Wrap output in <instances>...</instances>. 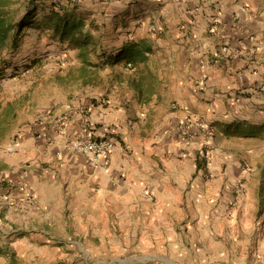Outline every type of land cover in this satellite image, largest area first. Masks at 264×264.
<instances>
[{
	"label": "crops",
	"instance_id": "obj_1",
	"mask_svg": "<svg viewBox=\"0 0 264 264\" xmlns=\"http://www.w3.org/2000/svg\"><path fill=\"white\" fill-rule=\"evenodd\" d=\"M35 3L0 78L67 64L0 94L18 107L0 138V264H229L226 150L232 126L264 124V0ZM56 4L83 20V58L47 25ZM33 32L49 38L29 50ZM80 137L113 140L99 166L70 148Z\"/></svg>",
	"mask_w": 264,
	"mask_h": 264
},
{
	"label": "rangeland",
	"instance_id": "obj_2",
	"mask_svg": "<svg viewBox=\"0 0 264 264\" xmlns=\"http://www.w3.org/2000/svg\"><path fill=\"white\" fill-rule=\"evenodd\" d=\"M20 1L13 0L14 5L19 9L18 13L26 9V3L24 9L22 3L17 5ZM48 38L45 34L41 33L37 36L33 32L27 40L26 49L33 50L37 44L47 42ZM15 50L7 48L1 50L0 58L4 51L10 63H16L14 58L20 52ZM60 58L50 54L39 59L33 58L31 62L28 60L29 64L26 63L24 68L20 66V70H14L12 75H4L0 78V94L15 91L25 81L33 82L40 69H44L46 74L50 71L54 74L50 66L58 68ZM258 105L262 106L260 103ZM258 111L264 112V108L256 105L254 113ZM261 117L264 118V115ZM230 129L229 148L226 151L229 155V175L234 177L231 182L229 181L228 187L229 208L231 209L229 214V264H264V124L234 125ZM251 129L254 132H250ZM207 150L211 152L212 149ZM210 155L211 159L212 154ZM223 177L226 176L223 175ZM207 178L211 182V187L216 185L214 181L217 177L207 175ZM239 239L242 240L241 244L237 243ZM231 242L233 243L230 244ZM259 248H262L261 254L257 253ZM219 263L225 262L219 260Z\"/></svg>",
	"mask_w": 264,
	"mask_h": 264
},
{
	"label": "trees",
	"instance_id": "obj_3",
	"mask_svg": "<svg viewBox=\"0 0 264 264\" xmlns=\"http://www.w3.org/2000/svg\"><path fill=\"white\" fill-rule=\"evenodd\" d=\"M35 1L37 0H26L24 15L18 21H15L17 10L14 8L13 0H0V51L5 48L9 50L16 49L24 30L30 24H33L36 11H38ZM55 6L58 10L54 8L49 11L47 17L48 27L52 29L59 40L67 41L69 45L79 48V58H83L90 42V37L83 33V20L66 17L59 5L56 4ZM17 108L16 100L6 103L3 107L0 106V138L4 137L11 129L16 118ZM252 129L250 132H254Z\"/></svg>",
	"mask_w": 264,
	"mask_h": 264
},
{
	"label": "built area",
	"instance_id": "obj_4",
	"mask_svg": "<svg viewBox=\"0 0 264 264\" xmlns=\"http://www.w3.org/2000/svg\"><path fill=\"white\" fill-rule=\"evenodd\" d=\"M60 65L67 64L65 57L60 59ZM127 64V67H131ZM181 133H186V128L179 129ZM113 147V140L110 138H102L93 140L91 138L80 137L70 142V148L79 156H81L89 166L97 167L102 159L106 158Z\"/></svg>",
	"mask_w": 264,
	"mask_h": 264
}]
</instances>
